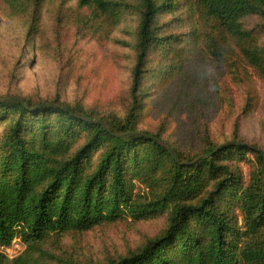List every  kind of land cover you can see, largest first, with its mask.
I'll return each instance as SVG.
<instances>
[{
    "label": "trees",
    "instance_id": "1",
    "mask_svg": "<svg viewBox=\"0 0 264 264\" xmlns=\"http://www.w3.org/2000/svg\"><path fill=\"white\" fill-rule=\"evenodd\" d=\"M78 0L79 17L106 24L137 9L129 105L103 116L59 101L0 100V250L82 234L167 210L165 227L104 264H264V152L237 139L192 159L139 129L145 99L192 59L234 62L264 76V0ZM161 52V71L151 57ZM252 155L244 181L228 164ZM250 160V159H248ZM136 182L152 198L136 193ZM0 252V264H7ZM9 264V262H8ZM10 264H33L18 256Z\"/></svg>",
    "mask_w": 264,
    "mask_h": 264
},
{
    "label": "rangeland",
    "instance_id": "2",
    "mask_svg": "<svg viewBox=\"0 0 264 264\" xmlns=\"http://www.w3.org/2000/svg\"><path fill=\"white\" fill-rule=\"evenodd\" d=\"M77 1L0 0V100L16 96L59 101L103 116L125 114L137 9L92 25L79 17ZM166 62L161 52L151 57L156 71ZM159 85L155 81L150 87L139 129L158 133L187 159L207 143L235 139L264 152V76L232 61L194 58L178 78ZM244 157L228 164L246 184L256 165L252 155ZM135 191L141 201L152 198L146 185L136 182ZM168 218L167 210L142 220L126 216L90 232L51 236L32 249L15 239L0 252L9 264L21 255L33 264H104L140 248Z\"/></svg>",
    "mask_w": 264,
    "mask_h": 264
}]
</instances>
